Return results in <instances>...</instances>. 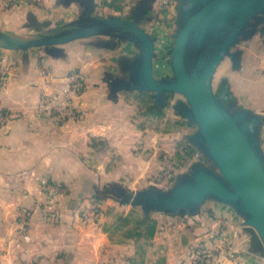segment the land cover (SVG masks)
<instances>
[{"label": "crops", "instance_id": "0c3cea01", "mask_svg": "<svg viewBox=\"0 0 264 264\" xmlns=\"http://www.w3.org/2000/svg\"><path fill=\"white\" fill-rule=\"evenodd\" d=\"M91 1L93 14L106 16L130 15L138 0H130L125 8L116 0ZM172 1L152 0L148 17L141 20L155 38V75L167 70L163 55L171 46L166 23L173 17ZM85 2L89 1L39 0L34 6L13 9L0 4V30L29 35L55 27L84 14ZM258 34L255 31L238 42V67L225 57L216 73L221 70L237 104L264 114V41ZM57 47L61 51L55 56L41 46L0 47L4 76L0 106L9 112L0 126V264H130L124 257L136 255L137 243L114 232V222L118 215H141V211L102 196L98 203L102 212L86 218L81 213L89 201L86 197L110 182L132 190L154 185L162 169V150L170 151L175 141L187 139L186 128L191 125L175 117L176 127L168 128L176 132L164 129L163 140L158 141L151 123L136 122L154 112L148 108L129 113L131 101H124L122 94L129 96L130 91L111 95L105 79L107 74H117L120 62L136 53L131 42L95 35ZM72 70H78L84 81L76 101L78 116L60 118L38 112L41 94L58 91ZM260 137L264 151V124ZM48 185L59 189L53 191ZM204 204L193 214L151 213L157 222L145 253L146 258L151 255V264L157 257L164 258V264H194L196 255L218 246L227 251L211 252L212 264H264V257L247 246L242 217L222 202Z\"/></svg>", "mask_w": 264, "mask_h": 264}, {"label": "water", "instance_id": "95a60500", "mask_svg": "<svg viewBox=\"0 0 264 264\" xmlns=\"http://www.w3.org/2000/svg\"><path fill=\"white\" fill-rule=\"evenodd\" d=\"M85 13L55 27L19 35L0 30V47L25 50L41 46L53 53L57 45L95 35L129 41L137 49L120 62L121 74H107L111 95L119 91H148L157 103L166 93L183 99L173 103L178 114L195 130L187 135L209 162L195 161L176 176L167 189L154 185L135 190L113 183L110 195L120 204L139 206L143 212L193 214L207 199L232 207L243 221L249 250L264 257V151L260 130L264 114L237 104L223 78L218 91L212 79L225 58L236 68V46L264 21V0H178L176 29L169 49L170 74L153 71L154 36L141 23L152 0H138L130 15ZM91 1V2H90ZM89 3V4H88Z\"/></svg>", "mask_w": 264, "mask_h": 264}, {"label": "rangeland", "instance_id": "374dc122", "mask_svg": "<svg viewBox=\"0 0 264 264\" xmlns=\"http://www.w3.org/2000/svg\"><path fill=\"white\" fill-rule=\"evenodd\" d=\"M178 3H179L178 0H173L171 2V4H173V7H172L173 8L172 9V11H173V17L171 19L169 18L167 20V23H166L167 29H168L167 31L169 33V35H168L169 42H167V43H169L168 46L170 44H172V41H173V37L170 34V31L172 33L176 29ZM129 4H130V2H129ZM109 12H111V11L106 10V14L109 13ZM147 13H150V12L148 11ZM121 16H123V15H121ZM261 23H257V25H256V31L259 29V27L262 26ZM258 37H260L259 38L260 40L263 38V36L261 34H258ZM163 56H164V60L166 62V69L167 70L164 72V74L158 73L157 76H161V75H165V74H170L171 73V68H170V64H169V53H168V50H167V54L164 53ZM155 57H156V55H155ZM156 60H158L157 57H156ZM222 77L223 76L221 75V70H219L217 73L215 71L214 76H213V79H212V87H213V90L214 91H218L221 88L222 82H223V78ZM225 82H226V80H225ZM130 92H131V95H129V96L128 95H125V94H122V97L125 99L124 101H126V102L128 101V103H129V101H131V109H130L129 113H132V114L136 115V114H138V111H140V112H147L148 111V108H149V110H151L150 108H155V107L156 108H159L161 110L159 114H154V116L149 117V118H147L145 120H143V119L138 120V118H136L137 119L136 120L137 123H146V124L147 123L148 124L151 123L152 129L153 130H155V129L157 130V133H158V141H162L163 140L162 135L164 134V132H163L164 129L169 130V132H174V133L176 132L174 128L173 129H169L170 128V125H171V127H176L173 119L175 117L177 119H178V117H179V119L180 118H183V117H181L178 114L177 109L173 106V103L176 100H178V99H183V96L182 95H180L178 93H166L165 94V101L166 102L163 103V104H160V103H157L155 97L152 96L151 92H148V91H135V90H132ZM166 117H168L167 119H170V120L167 121L166 120ZM194 130H195V127L194 126H190L189 128L188 127L186 128V132L185 133L190 134ZM180 140H181L180 142H179V140H177V141H175L174 144H172L170 146L171 147L170 148V151L162 150V153L160 154V159H159L160 161H163V164H161L162 169L161 170H158V179H156V181H153L152 182V183H154V186H156L158 188H162V189H167L168 187H170V185L172 184V182L174 181V179L176 178V176L179 175L182 172L187 171L189 169L190 165L193 162H195V161L209 162V160L207 158L203 157L201 155V153L199 152V150L197 149V147L195 145H193V143H191L188 139H185L184 137H182V139H180ZM179 143H181V144H179ZM179 145H183L181 147H184L185 146L187 148V150H186L187 154L190 153V156H189V158L187 160L188 164L186 165L185 169L181 170V172H179V171L175 172L174 175H172V177L170 178V180L168 179L166 181L164 179V177H161L162 174L166 176L167 166H166L165 162L171 161L170 160L171 157L174 158V159L175 158L176 159L178 158V155L177 154H179V153L177 152V149H178V146ZM195 152H197V156H195V157L191 156L192 153H195ZM176 155H177V157H176ZM183 158H184V156H183ZM159 176H160V179H159ZM112 184H113V182L107 183L105 185V188H104L105 191L103 190V191H101L99 193H96V194H100V196H106V192L111 187ZM151 185H153V184H151ZM100 189H101V187H100ZM97 191H99V190H97ZM93 195H94V193H93ZM107 197L112 198L111 196H107ZM86 199H88L89 201L86 202L87 204H85L83 207L86 206L88 208L89 207H94L95 208V205L97 204V206L99 208V211H100V206L98 204L99 202L93 196H89L88 195V197H86ZM211 200H213V199H207L206 201L208 203ZM206 201H204L199 206L198 211H200L202 208H205L204 207V205H205L204 203ZM135 207H139V206H135ZM138 209H140V207ZM242 224L239 223V226L242 225ZM241 232L243 233V235L247 236V233L244 230L241 231ZM117 235H119V234H117ZM244 241H246V239ZM210 249L211 250H207V251L203 252L205 254L203 256H201L202 254L196 255L192 259L193 260V263L194 264H212V258H211L212 254H211V252H213V251L215 252L216 251V255H217L221 250H225L226 248L225 247H222V246H218V247H216V249H218V250H216V249L213 250L212 248H210ZM226 251L227 250L223 251V253H225ZM150 256L151 255L148 256V259L146 261L147 262L146 264H151V259L152 258Z\"/></svg>", "mask_w": 264, "mask_h": 264}, {"label": "built area", "instance_id": "2783aa9c", "mask_svg": "<svg viewBox=\"0 0 264 264\" xmlns=\"http://www.w3.org/2000/svg\"><path fill=\"white\" fill-rule=\"evenodd\" d=\"M117 5L121 8L128 7L130 0H116ZM39 0H0L2 7L6 9L20 8L25 6H34L38 3ZM41 72L45 75H48L49 71L45 68L41 69ZM4 76L0 73V90L3 86ZM84 86V81L81 73L78 70H72L66 74L64 80L61 83V86L56 92H43L37 103V111L45 112L53 116L60 118H71L75 119L78 116L79 109L77 107L76 101L79 95L82 93ZM9 117V112L4 110L0 106V126L4 125ZM183 146V145H181ZM179 146L178 153L183 155L179 158H170L171 161L165 162L166 176L165 180L167 181L174 175L175 172L185 169L188 164L187 160L190 156V153L187 154V148ZM193 157L197 156V152L192 153ZM183 158V159H182ZM168 176V177H167ZM49 188L53 191H57L58 186L48 185ZM94 207H85L81 209L82 216L95 218L97 215L93 209Z\"/></svg>", "mask_w": 264, "mask_h": 264}, {"label": "trees", "instance_id": "16d2710c", "mask_svg": "<svg viewBox=\"0 0 264 264\" xmlns=\"http://www.w3.org/2000/svg\"><path fill=\"white\" fill-rule=\"evenodd\" d=\"M123 16H128L125 13H122ZM261 27H259V29L257 30L262 36H263V41H264V21L261 23ZM61 51V48H56L54 50L53 53H51V55H59L60 53H57ZM151 112H154L155 114H159L160 113V109L159 108H150ZM187 144V143H186ZM170 180V179H169ZM105 188V186L103 187V189H99V191L94 192V198L99 202L100 199L102 198V196H100V194H96L99 193L101 191H103ZM105 191V190H104ZM106 196H111L110 192L107 190L106 192ZM113 198V197H112ZM132 206V205H131ZM135 207V206H133ZM139 208V207H137ZM95 210L96 214L101 213V209L99 211V208L97 206V204L95 205V208H93ZM141 211V215H136L134 214V212L132 213H128L127 215H118V217L116 218L115 222H114V232H118L120 235L122 236H126V237H132L135 239L136 241V249H135V253L136 255L133 257H124L125 260H127V262H129L130 264H146L148 256L146 258V249H148V246L150 245V239L152 238L155 229H156V220L154 218H151V213H145L142 211V209H139ZM165 213H169V214H177L175 212H165ZM121 231V232H120ZM205 254H202L201 256H203ZM144 261V262H143ZM155 264H164V258L162 257H157L155 259Z\"/></svg>", "mask_w": 264, "mask_h": 264}, {"label": "flooded vegetation", "instance_id": "af4514ba", "mask_svg": "<svg viewBox=\"0 0 264 264\" xmlns=\"http://www.w3.org/2000/svg\"><path fill=\"white\" fill-rule=\"evenodd\" d=\"M118 73L121 74L122 73L121 70Z\"/></svg>", "mask_w": 264, "mask_h": 264}]
</instances>
